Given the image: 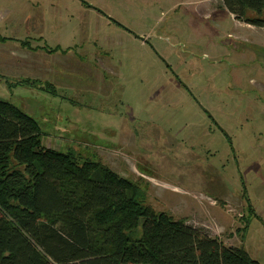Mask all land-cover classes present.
<instances>
[{"label": "rangeland", "instance_id": "rangeland-1", "mask_svg": "<svg viewBox=\"0 0 264 264\" xmlns=\"http://www.w3.org/2000/svg\"><path fill=\"white\" fill-rule=\"evenodd\" d=\"M222 1L23 0L29 19L0 35V62L21 67L0 100L46 147L102 162L156 212L264 264V28ZM26 76L57 91L12 86Z\"/></svg>", "mask_w": 264, "mask_h": 264}, {"label": "trees", "instance_id": "trees-1", "mask_svg": "<svg viewBox=\"0 0 264 264\" xmlns=\"http://www.w3.org/2000/svg\"><path fill=\"white\" fill-rule=\"evenodd\" d=\"M222 3L264 28V0ZM12 86L57 91L36 79ZM41 136L36 120L0 100V264H260L244 246L201 238L156 212L128 177L48 148Z\"/></svg>", "mask_w": 264, "mask_h": 264}, {"label": "crops", "instance_id": "crops-1", "mask_svg": "<svg viewBox=\"0 0 264 264\" xmlns=\"http://www.w3.org/2000/svg\"><path fill=\"white\" fill-rule=\"evenodd\" d=\"M9 2L10 3L7 5L11 6L10 9L5 10V11L0 10V35L1 36H2V33L6 32V30H8L9 28L11 30H14V32H16L21 26H23V24H25L24 23L25 20L29 19L28 16H29L31 7L30 6L28 7V4L26 3L23 4V0H21L20 2L18 0H9ZM16 5H17V9L14 7ZM12 14H14L13 17H12ZM6 23H9V24H6ZM3 24H6V25L3 26ZM8 43H9L8 41L7 42L0 41V46L1 45L7 46ZM14 47H16L15 49H13L15 52L23 54L22 58L25 60V63H27V60L31 61L30 63H32V60H35L37 58V54L39 53L38 50H32V51L29 49L27 50L24 46L21 45L20 42H18ZM47 53H45L46 56L48 55ZM20 63L21 62H19L18 65H20ZM7 66H8V63L6 59L0 62V76H1L2 82H4L5 84L9 82L8 77H7L8 73H11L9 71V68H13V67H10L11 65H9V67ZM16 68L20 70L19 68L21 67H14L13 69L16 70ZM26 78L31 79L30 76H26Z\"/></svg>", "mask_w": 264, "mask_h": 264}, {"label": "water", "instance_id": "water-1", "mask_svg": "<svg viewBox=\"0 0 264 264\" xmlns=\"http://www.w3.org/2000/svg\"><path fill=\"white\" fill-rule=\"evenodd\" d=\"M228 139L230 140V138L228 137ZM233 152H234V154H235V150L233 149Z\"/></svg>", "mask_w": 264, "mask_h": 264}]
</instances>
